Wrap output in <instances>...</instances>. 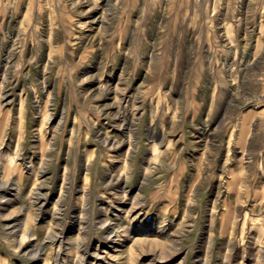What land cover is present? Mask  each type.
<instances>
[{
    "label": "rangeland",
    "instance_id": "374dc122",
    "mask_svg": "<svg viewBox=\"0 0 264 264\" xmlns=\"http://www.w3.org/2000/svg\"><path fill=\"white\" fill-rule=\"evenodd\" d=\"M0 264H264V0H0Z\"/></svg>",
    "mask_w": 264,
    "mask_h": 264
},
{
    "label": "bare ground",
    "instance_id": "6f19581e",
    "mask_svg": "<svg viewBox=\"0 0 264 264\" xmlns=\"http://www.w3.org/2000/svg\"><path fill=\"white\" fill-rule=\"evenodd\" d=\"M6 170H8V167H5V169H3L2 171L4 172V171H6Z\"/></svg>",
    "mask_w": 264,
    "mask_h": 264
}]
</instances>
